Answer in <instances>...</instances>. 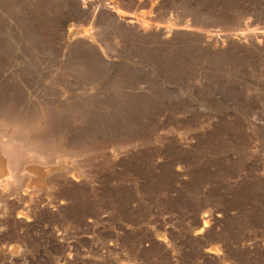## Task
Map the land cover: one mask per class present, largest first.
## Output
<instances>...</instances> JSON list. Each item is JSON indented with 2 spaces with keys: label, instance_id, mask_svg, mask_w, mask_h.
Instances as JSON below:
<instances>
[{
  "label": "rangeland",
  "instance_id": "374dc122",
  "mask_svg": "<svg viewBox=\"0 0 264 264\" xmlns=\"http://www.w3.org/2000/svg\"><path fill=\"white\" fill-rule=\"evenodd\" d=\"M1 136L0 264H264V0H0Z\"/></svg>",
  "mask_w": 264,
  "mask_h": 264
},
{
  "label": "bare ground",
  "instance_id": "6f19581e",
  "mask_svg": "<svg viewBox=\"0 0 264 264\" xmlns=\"http://www.w3.org/2000/svg\"><path fill=\"white\" fill-rule=\"evenodd\" d=\"M30 125H32V124H30ZM5 139V140H4ZM12 140H14V139H12ZM15 141V140H14ZM12 142L11 141V139H7L6 137H4V136H1L0 137V155H2V156H4L5 157V159L7 160V162H8V160H9V162H11V160L13 159V157L16 155L17 156V153H19L18 152V150H17V148L15 147V145L16 144H13V143H15V142ZM18 143V142H17ZM18 145V144H17ZM16 145V146H17ZM21 148V147H20ZM22 150V149H21ZM20 151V150H19ZM24 151V150H23ZM26 151V150H25ZM24 151V152H25ZM36 152V153H38V155H40L41 157H42V152L41 151H37V149L36 150H33V152ZM22 152V151H21ZM20 152V153H21ZM31 152V151H30ZM27 153H29V151L27 152ZM44 155V154H43ZM46 156V155H45ZM15 161H17V159L15 160ZM14 162V161H13ZM10 164H12V162L10 163ZM17 164V163H16ZM15 164V165H16ZM20 164V163H19ZM19 164H17V165H19ZM9 165V164H8ZM7 166V165H6ZM7 167H9L10 168V166H7ZM19 167V166H18ZM7 169V168H6ZM14 169H15V173L17 172L16 171V168H15V166H14ZM19 169V168H18ZM9 171H11V170H9ZM8 171V172H9ZM19 171V170H18ZM7 172V171H6ZM18 173V172H17ZM9 174H11V173H9ZM8 173L6 174V175H9ZM14 174V173H13ZM13 174H12V177H14L13 176ZM9 182V181H8ZM10 187V186H9ZM2 189V188H1ZM209 226V222H206L205 224H204V227H208ZM14 251H15V249H14Z\"/></svg>",
  "mask_w": 264,
  "mask_h": 264
}]
</instances>
